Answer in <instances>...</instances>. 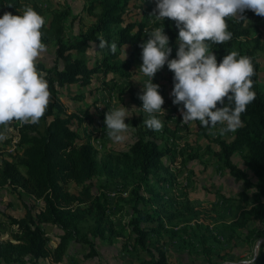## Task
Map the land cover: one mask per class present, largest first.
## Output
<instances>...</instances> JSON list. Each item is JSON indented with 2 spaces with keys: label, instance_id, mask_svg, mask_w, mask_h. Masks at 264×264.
Masks as SVG:
<instances>
[{
  "label": "trees",
  "instance_id": "1",
  "mask_svg": "<svg viewBox=\"0 0 264 264\" xmlns=\"http://www.w3.org/2000/svg\"><path fill=\"white\" fill-rule=\"evenodd\" d=\"M85 1V11L94 18L85 30L67 37L65 25L69 10L55 13L48 28L41 30L42 38L52 41L56 48L53 65L46 67L36 63L37 69L46 74L50 91L44 115L37 123L13 120L0 125L3 137L11 128L17 132V144L21 148L20 152L12 153L10 159L0 160V190L9 187L12 193L23 192L44 203V209L36 213L24 204L25 215L22 218L6 216L10 226L17 227V231L12 233V240H0V261L19 264L26 259L34 262L51 259L59 264L67 258L71 246L77 243L88 246L91 251L88 258H93L98 256L96 241L112 242L122 238L123 233L110 216L109 196L104 192H93L92 180L104 174L133 186L130 200L133 206L127 210L130 220L123 229L135 235L133 249L148 258L140 264H170L166 252L152 241L151 235H159L155 225L160 223L161 215L152 211V207L162 198V194L153 187V178L169 170L164 158L173 149L161 144L156 130L143 124L129 150L109 151L100 162L92 141L82 138L73 128L75 122L83 125L85 120L79 114H69L60 100L61 89L77 84L89 86L97 74L104 78L115 74L130 80L136 58L133 54L125 56L122 49L135 46V50H139L144 38V22L128 21L125 17L130 4L141 0ZM21 7V0H0V14L8 11L15 15ZM244 16L256 22L264 20L251 10H247ZM226 22L233 34L231 39L220 44L209 42L210 49L218 62L230 51L251 57L256 95L241 114L242 124L234 130L233 139L215 140L218 151L214 155L219 168L243 183L239 197L251 207L236 220L233 238L236 236L249 247L260 242L252 264H264V242L260 241L264 239V93L259 87L261 66L257 58L258 52L264 49V43L260 36L253 35V29L245 20L229 17ZM171 23L170 18H165L157 27H164L173 48L170 58H174L177 36ZM101 40L106 42L102 47ZM113 43L115 52L111 50ZM92 49L100 54L93 60L87 55ZM228 103L226 100L225 104ZM237 156L255 181L236 164ZM199 157L196 152L191 159ZM158 180L162 183L168 181L166 177ZM70 184H75L78 191L71 192L66 187ZM144 191H148L150 200ZM47 225L63 232L54 249L48 247Z\"/></svg>",
  "mask_w": 264,
  "mask_h": 264
},
{
  "label": "rangeland",
  "instance_id": "2",
  "mask_svg": "<svg viewBox=\"0 0 264 264\" xmlns=\"http://www.w3.org/2000/svg\"><path fill=\"white\" fill-rule=\"evenodd\" d=\"M21 3L19 12H22L26 5H31L44 17L43 30L48 28L55 13L69 10L70 15L65 25L67 37L77 35L81 29L85 30L94 22L93 16L85 11V0H21ZM154 8L155 0H141L131 3L125 15L128 21L144 22L143 40L147 38L146 33L162 21L150 16ZM245 23L253 29V35L260 36L264 43V20L256 22L254 19H247ZM171 28L178 36V29L173 20ZM42 41L47 48L46 52L38 57L37 63L50 67L55 60L56 48L52 41H46L44 38ZM141 51L135 50V46L125 48L126 56L133 54L136 58L130 80L115 74H110L107 78L97 74L89 86L81 87L77 84L60 90V100L68 113L79 114L85 120L83 125L75 122L73 128L82 138L92 141L100 162L109 151L129 150L137 130L144 124L143 119L149 115L140 108L142 83L149 79L138 69L142 63ZM87 55L93 60L100 54L92 49ZM257 58L262 69L261 80L264 82V49L258 52ZM153 83L160 85L159 91L164 97L162 108L165 110L164 113L157 114L163 122V127L156 130L157 138L161 144L173 151L164 158L169 170L160 172L153 178V187L156 192L162 194V198L159 204L156 203L152 207V211L161 215L160 223L155 225L159 235H151L152 241L161 245L170 264H245L253 260V256L258 254L260 242L249 247L246 242L235 238L236 236L233 238L236 220L251 208L239 197L244 188L243 183L219 168L214 155L216 149L218 151L215 140H231L233 131L223 130L224 126L221 124L204 127L199 121L182 122L183 105L172 103L170 93L173 88V73L167 68V64L155 74ZM120 103L129 109L135 106L132 111L136 114L125 119L129 127L123 134V139L117 142L108 136L109 130L105 128L104 116L108 108L118 107ZM17 138L14 129L6 132L0 141V160L10 159L12 153L21 151L16 142ZM196 152L200 157L191 159ZM235 162L255 181L253 174L242 165L239 156ZM161 177H166L168 181L160 182L158 179ZM92 185L94 193L104 192L109 196L111 219L123 233V237L112 242L96 241L98 256L93 258H88L91 255L88 246L73 244L61 264H140L147 260L145 255L133 249L135 235H130L129 231L123 229L130 220L127 210L133 206L130 202L133 186L104 174L95 177ZM66 187L71 192L78 191L75 184ZM143 194L150 200L148 191ZM24 204L33 208L36 213L44 203L23 192L12 193L9 187L0 190V240H12L14 229L9 225L6 216L21 218L25 214ZM46 232L50 236L48 247L53 249L62 233L54 226H47ZM260 241L264 242V239ZM0 264L4 263L0 261ZM19 264L55 263L50 259L37 262L26 259Z\"/></svg>",
  "mask_w": 264,
  "mask_h": 264
},
{
  "label": "clouds",
  "instance_id": "3",
  "mask_svg": "<svg viewBox=\"0 0 264 264\" xmlns=\"http://www.w3.org/2000/svg\"><path fill=\"white\" fill-rule=\"evenodd\" d=\"M247 10L264 17V0H155L150 16L175 21L178 36L174 58H169L173 48L164 27L148 31L140 44L142 63L138 69L149 78L142 83L139 95L140 108L149 114L143 119L146 127L157 131L163 127L157 114L165 111L164 97L153 78L165 64L173 73L172 103L183 105L182 122L199 121L204 127L221 124L225 131L241 126V114L256 95L252 59L230 51L218 62L209 42L230 40L233 34L226 18L247 20ZM44 23V17L31 5L19 14L5 11L0 15V125L13 120L37 123L46 111L50 98L48 81L36 67L38 57L47 48L42 41ZM105 43L101 40L100 46ZM111 50L116 51L115 43ZM133 108L136 107L129 109L122 103L108 108L104 123L112 140L123 139L129 127L125 119L136 114ZM247 264H252V260Z\"/></svg>",
  "mask_w": 264,
  "mask_h": 264
},
{
  "label": "crops",
  "instance_id": "4",
  "mask_svg": "<svg viewBox=\"0 0 264 264\" xmlns=\"http://www.w3.org/2000/svg\"><path fill=\"white\" fill-rule=\"evenodd\" d=\"M262 70V69H261ZM259 87H260V90H261V92L262 93H264V82L261 80V72L259 73ZM234 132V131H233ZM231 138V137H230ZM233 139V133H232V138H231V140ZM231 140H227V141H231ZM216 151H217V149H216ZM41 209H44V204L42 205V207H41ZM40 209V210H41ZM25 215V214H24ZM23 215V216H24ZM23 216H21V218L23 217ZM17 218H19V217H17ZM10 225V224H9ZM47 226H51V225H47ZM47 226H46V228H47ZM11 228H13L14 229V232H16L17 231V227H11ZM60 231V230H59ZM62 234H61V236L63 235V232L62 231H60ZM60 236V237H61ZM11 240V239H10ZM7 241H9V240H7ZM59 242V241H58ZM58 244V243H57ZM56 244V245H57ZM55 248V247H54ZM53 248V249H54ZM68 254H69V252H68ZM51 260V259H50ZM59 264H61V263H59Z\"/></svg>",
  "mask_w": 264,
  "mask_h": 264
},
{
  "label": "built area",
  "instance_id": "5",
  "mask_svg": "<svg viewBox=\"0 0 264 264\" xmlns=\"http://www.w3.org/2000/svg\"><path fill=\"white\" fill-rule=\"evenodd\" d=\"M17 142V141H16ZM17 143H19V142H17Z\"/></svg>",
  "mask_w": 264,
  "mask_h": 264
},
{
  "label": "bare ground",
  "instance_id": "6",
  "mask_svg": "<svg viewBox=\"0 0 264 264\" xmlns=\"http://www.w3.org/2000/svg\"><path fill=\"white\" fill-rule=\"evenodd\" d=\"M9 152H10V150H9Z\"/></svg>",
  "mask_w": 264,
  "mask_h": 264
}]
</instances>
